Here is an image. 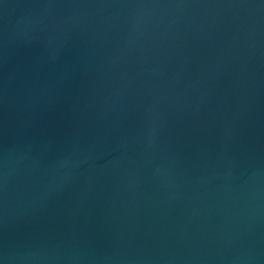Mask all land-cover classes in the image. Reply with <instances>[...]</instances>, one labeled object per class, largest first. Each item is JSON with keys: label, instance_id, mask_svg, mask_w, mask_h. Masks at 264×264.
Instances as JSON below:
<instances>
[{"label": "water", "instance_id": "95a60500", "mask_svg": "<svg viewBox=\"0 0 264 264\" xmlns=\"http://www.w3.org/2000/svg\"><path fill=\"white\" fill-rule=\"evenodd\" d=\"M0 264H264V0H0Z\"/></svg>", "mask_w": 264, "mask_h": 264}]
</instances>
